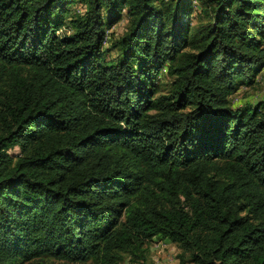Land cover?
<instances>
[{
	"label": "trees",
	"instance_id": "16d2710c",
	"mask_svg": "<svg viewBox=\"0 0 264 264\" xmlns=\"http://www.w3.org/2000/svg\"><path fill=\"white\" fill-rule=\"evenodd\" d=\"M263 68L264 0H0V264H264Z\"/></svg>",
	"mask_w": 264,
	"mask_h": 264
},
{
	"label": "rangeland",
	"instance_id": "374dc122",
	"mask_svg": "<svg viewBox=\"0 0 264 264\" xmlns=\"http://www.w3.org/2000/svg\"><path fill=\"white\" fill-rule=\"evenodd\" d=\"M82 7L79 4H72L70 6V13L65 16V25L59 30V33L65 32L68 30L67 22L69 20V16L75 11H80ZM193 22H196V19L193 18ZM126 28V19L123 18L117 24H115L110 30L106 33V42L105 45L108 48L110 46V39L116 38L120 36ZM112 33V35H111ZM117 50L111 49V55H117ZM262 75V76H261ZM257 81L255 84H251L249 86L243 85L240 86L237 91L231 96V100L233 101L234 106L242 107L246 104H256L259 101L264 100V68L262 72L257 76ZM167 80L165 72L163 71L160 76L157 77V83L164 84ZM164 88L159 86V90H163ZM19 151L18 146L14 147L10 150L11 154H16ZM181 250L179 246L171 242L169 240L153 238L147 244V259L145 262L142 261H134L128 254H123L119 264H179L178 255ZM53 264H64L59 260H53ZM67 264H78V263H67ZM79 264H101L99 261L91 259L85 263Z\"/></svg>",
	"mask_w": 264,
	"mask_h": 264
}]
</instances>
